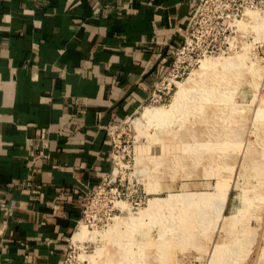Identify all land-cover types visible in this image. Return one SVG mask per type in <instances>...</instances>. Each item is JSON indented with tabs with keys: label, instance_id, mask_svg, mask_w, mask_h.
<instances>
[{
	"label": "crops",
	"instance_id": "0c3cea01",
	"mask_svg": "<svg viewBox=\"0 0 264 264\" xmlns=\"http://www.w3.org/2000/svg\"><path fill=\"white\" fill-rule=\"evenodd\" d=\"M198 2L0 0V264H63Z\"/></svg>",
	"mask_w": 264,
	"mask_h": 264
},
{
	"label": "rangeland",
	"instance_id": "374dc122",
	"mask_svg": "<svg viewBox=\"0 0 264 264\" xmlns=\"http://www.w3.org/2000/svg\"><path fill=\"white\" fill-rule=\"evenodd\" d=\"M213 14L193 16L170 93L113 132L63 264H264V11L231 32Z\"/></svg>",
	"mask_w": 264,
	"mask_h": 264
},
{
	"label": "built area",
	"instance_id": "2783aa9c",
	"mask_svg": "<svg viewBox=\"0 0 264 264\" xmlns=\"http://www.w3.org/2000/svg\"><path fill=\"white\" fill-rule=\"evenodd\" d=\"M208 2L209 4L207 5ZM197 6L194 16L196 14L201 16V12L208 9L214 12L211 18L215 19V14H217L216 18L218 20L216 24H219V20L225 18L227 22L225 31L229 29V32H231L232 29L235 28L234 23L240 21L244 17L246 11H264V0H199ZM187 39L188 37L186 36L183 40L184 46L176 48L171 68L167 75L154 86L153 92L149 97L150 102H162L166 95L170 93L172 86L177 83L176 80L182 69L181 65L185 62L183 55L185 47L188 45L186 43ZM192 61V59L189 60V62ZM200 61L201 60L198 58L195 62L200 63ZM115 129L111 132V136ZM91 192L92 191L89 192L88 196Z\"/></svg>",
	"mask_w": 264,
	"mask_h": 264
},
{
	"label": "bare ground",
	"instance_id": "6f19581e",
	"mask_svg": "<svg viewBox=\"0 0 264 264\" xmlns=\"http://www.w3.org/2000/svg\"><path fill=\"white\" fill-rule=\"evenodd\" d=\"M248 16H250L249 18H251L252 20L254 19V18H256L257 16H259V15H257V14H255V13H249L248 14ZM259 18V17H258ZM255 21H257L256 19H254ZM259 20V19H258ZM252 22V21H251ZM177 107V106H176ZM155 112V111H154ZM145 113V112H144ZM147 113V112H146ZM164 113V112H163ZM82 224H83V222H80L79 223V225H78V227L76 228V233L74 234V235H72V237H73V240H78L79 238H82V236L85 234V232H84V230L82 229ZM71 240V239H70Z\"/></svg>",
	"mask_w": 264,
	"mask_h": 264
}]
</instances>
